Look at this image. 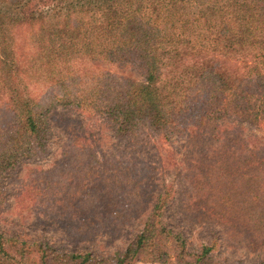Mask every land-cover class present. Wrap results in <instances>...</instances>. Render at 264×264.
<instances>
[{"label":"trees","instance_id":"obj_1","mask_svg":"<svg viewBox=\"0 0 264 264\" xmlns=\"http://www.w3.org/2000/svg\"><path fill=\"white\" fill-rule=\"evenodd\" d=\"M82 60L130 64L141 80L84 68ZM57 105L100 115L120 141L174 134L194 149L208 138L192 164L201 208L229 227L249 220L264 228V144L249 145L240 125L221 124L231 117L264 128V0H0V184L19 158L45 151V114ZM64 154L88 161L71 169L91 171L72 204L79 222L115 214V174L132 166L111 163L107 183L108 165L87 145L73 143ZM124 183L119 210L136 215L145 182ZM164 196L111 261L0 234V264H212L209 246L187 253L181 234L163 226Z\"/></svg>","mask_w":264,"mask_h":264},{"label":"rangeland","instance_id":"obj_2","mask_svg":"<svg viewBox=\"0 0 264 264\" xmlns=\"http://www.w3.org/2000/svg\"><path fill=\"white\" fill-rule=\"evenodd\" d=\"M78 65L141 80L130 64L112 65L100 60H82ZM45 118L48 123L45 151L36 156L19 158L15 166L3 174L0 184L2 236L27 245L41 242L65 253L89 252L94 257L111 261L141 230L158 197L165 195L160 221L164 227L181 234L187 253L203 245L209 246L212 264H252L264 257V228L256 229L252 223L248 224L249 220L243 226L229 227L228 221L217 220L201 208L204 189L202 186L198 189L194 183L193 178H197V174L192 164L199 155L197 149H203L210 143L208 138L204 139L203 146L194 149L185 136L174 134L168 135L166 140L144 136L134 142L120 141L114 137L103 117L74 105H57L45 114ZM221 124L230 128L240 125V134L249 145L264 144V128H256L231 117ZM73 143L87 145L100 163L108 165L103 174L107 183L112 179L107 177L112 170L111 163L119 161V170L132 166L129 172L121 170L123 177L115 174L119 183L111 198L117 212L108 214V218L103 217L99 222L95 218L93 222L83 224L72 209V204L84 193L91 176V171L85 168H75L76 172L71 169L77 163L88 162L64 154ZM212 145H216L215 142ZM205 177L208 178L207 175ZM126 181H136L138 186L145 182L142 191L145 193L138 198L140 201L133 202L141 205L136 215L132 212L125 216V212L119 210L125 200L120 195L123 193L121 185L126 186ZM214 192L222 193L217 186ZM132 264L174 262L166 259L135 261Z\"/></svg>","mask_w":264,"mask_h":264}]
</instances>
